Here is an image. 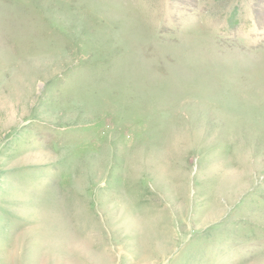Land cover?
Masks as SVG:
<instances>
[{"label":"rangeland","instance_id":"obj_1","mask_svg":"<svg viewBox=\"0 0 264 264\" xmlns=\"http://www.w3.org/2000/svg\"><path fill=\"white\" fill-rule=\"evenodd\" d=\"M0 264H264V0H0Z\"/></svg>","mask_w":264,"mask_h":264}]
</instances>
